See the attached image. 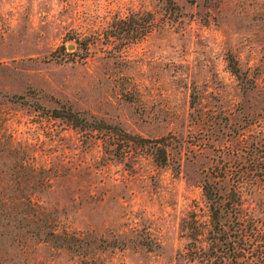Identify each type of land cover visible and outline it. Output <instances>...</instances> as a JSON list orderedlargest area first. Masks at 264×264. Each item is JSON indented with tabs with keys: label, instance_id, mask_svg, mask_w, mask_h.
Wrapping results in <instances>:
<instances>
[{
	"label": "rangeland",
	"instance_id": "1",
	"mask_svg": "<svg viewBox=\"0 0 264 264\" xmlns=\"http://www.w3.org/2000/svg\"><path fill=\"white\" fill-rule=\"evenodd\" d=\"M135 12L152 32L108 42ZM61 107L160 140L166 163ZM213 178L256 230L248 264L264 254V0H0V264H206L182 225L207 220Z\"/></svg>",
	"mask_w": 264,
	"mask_h": 264
},
{
	"label": "trees",
	"instance_id": "2",
	"mask_svg": "<svg viewBox=\"0 0 264 264\" xmlns=\"http://www.w3.org/2000/svg\"><path fill=\"white\" fill-rule=\"evenodd\" d=\"M155 19L150 12H135L126 18H119L113 21L104 36L108 42H119L122 47H128L130 44L138 43L144 40L154 29ZM82 58L89 52V44L79 42ZM231 71L238 74V70L232 61L229 62ZM11 102L18 101L17 97H9ZM51 117L64 119L75 127L90 129L96 131L106 130L117 136L120 141L126 140L137 146H144L148 143L155 144L156 152H153V159L157 164H165L167 154L164 147L157 146L160 140H148L139 136L130 135L121 129L105 124L102 121H91L81 117L79 113L73 112L70 108L61 107L52 110ZM213 178L212 181H206L202 186V194L206 202L207 220L200 221L196 212L191 211L187 219L183 221L182 228L186 231V237L192 241L204 242L208 240V249L210 252L207 256L208 261L212 264H234L239 259L248 261V254L254 253L256 247L250 244L255 240L256 230L249 227L246 223L243 210L241 208L240 192L235 186L228 190H222L218 185L220 182ZM226 179V176L224 177ZM219 181V180H218ZM201 254H204V248H198ZM244 264V261L240 262ZM248 264H264V254L252 256Z\"/></svg>",
	"mask_w": 264,
	"mask_h": 264
}]
</instances>
